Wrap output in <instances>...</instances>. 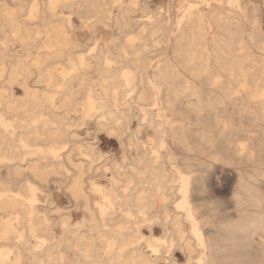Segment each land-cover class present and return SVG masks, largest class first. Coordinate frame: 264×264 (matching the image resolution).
Returning a JSON list of instances; mask_svg holds the SVG:
<instances>
[{
	"label": "bare ground",
	"instance_id": "obj_1",
	"mask_svg": "<svg viewBox=\"0 0 264 264\" xmlns=\"http://www.w3.org/2000/svg\"><path fill=\"white\" fill-rule=\"evenodd\" d=\"M151 1L0 0V264H264V0Z\"/></svg>",
	"mask_w": 264,
	"mask_h": 264
},
{
	"label": "rangeland",
	"instance_id": "obj_2",
	"mask_svg": "<svg viewBox=\"0 0 264 264\" xmlns=\"http://www.w3.org/2000/svg\"><path fill=\"white\" fill-rule=\"evenodd\" d=\"M8 2L12 4L11 0H8ZM166 3L169 5L170 0H152L150 2V5L151 6L159 5L163 9V11H165V8H167V6H168V5H166ZM72 21H73V24L74 23L75 24L78 23V21L76 20V17H74V16L72 17ZM100 32L104 36V38H107V37L110 36L112 31H110V30H103L102 31L101 30ZM79 33H80L79 39L81 38L80 41L83 44L87 43V37H88L87 30H82ZM82 33H85V34H82ZM17 49H18V47H17ZM31 83L35 84L33 81ZM16 92L17 93H21V90L19 88H16ZM91 123L92 122H88L86 127L89 128V131L94 132V131H92L94 128H93V124H91ZM134 125L135 126L137 125L136 120H133L130 123V126H131L132 129L136 128V127L134 128ZM83 130L84 129H80L79 130V133L81 135L80 137H82V138L86 137L85 132ZM142 132H143V133H141V135H142L141 139L142 140H148V138L152 137L153 133H152L150 128L144 127ZM96 134H97V137H98V140H99L98 143H99L100 149L103 152L105 151L107 155L108 154L111 155V153H112V156H114L117 161H120V159H121V148L119 146L118 140L115 137L106 136V134L104 132H99V133L97 132ZM219 172H221V173L217 174L218 176H216V174L214 175V177L215 176L217 177V178L215 177V179H214L215 181L213 180L214 184L216 183L215 184L216 186L214 185L215 191H213L214 189L210 190V192L208 191L210 194L208 192H205L204 195H206V197L208 198L207 199L205 197L207 200H211L212 202L216 203L215 205L216 206L218 205L217 207L219 209H221L223 214L227 215L229 213V211H231L232 213L234 212V209L232 208L233 206H232V202H231V192H230L231 191L230 190L231 189V185L230 184L232 182V180H231L232 179V175L227 173L228 172L227 170H219L217 173H219ZM3 173H5V172L3 171ZM222 173H225V174H222ZM229 175L231 176V179H230ZM227 184H228L230 189L228 188ZM51 187H52V191H53L54 196H55V203L57 205H59L60 207H62V208L72 209L73 208L72 207L73 204H72L70 198H68L66 195H64L63 192H61V190H58V188L55 185H52ZM208 196H210V197H208ZM216 200L221 201V203H219ZM223 207H227V208L225 209ZM226 211H228V212H226ZM231 212H230V215H233L234 213L232 214ZM51 213H52L51 218H55V216H56L55 212L53 211ZM81 217H82V213L80 211L72 212L71 221L72 222H76L79 219H81ZM56 231L58 232L59 228H56ZM143 232L147 233L148 231H147L146 228H143ZM155 233H156V235L160 234V229L158 227H156ZM177 257H178V261L180 263L184 261V257L182 256V254L180 252H178Z\"/></svg>",
	"mask_w": 264,
	"mask_h": 264
}]
</instances>
